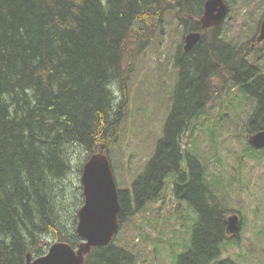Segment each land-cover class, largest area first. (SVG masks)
Segmentation results:
<instances>
[{
    "label": "trees",
    "instance_id": "obj_1",
    "mask_svg": "<svg viewBox=\"0 0 264 264\" xmlns=\"http://www.w3.org/2000/svg\"><path fill=\"white\" fill-rule=\"evenodd\" d=\"M206 1L0 0V264L43 256L41 239L48 233L74 248L82 242L65 221L70 148H84L87 159L118 140L135 58L170 10L185 34L201 32L202 39L187 53L180 47L164 137L132 189L119 190V220L159 201L174 173V195L199 214L192 247L178 264H236L217 261L234 212L223 208L200 161L185 151L196 121L230 82L256 100L246 132L264 130V67L222 26L202 29ZM240 1L248 6L253 0ZM85 264H135V256L111 243L93 248Z\"/></svg>",
    "mask_w": 264,
    "mask_h": 264
},
{
    "label": "rangeland",
    "instance_id": "obj_2",
    "mask_svg": "<svg viewBox=\"0 0 264 264\" xmlns=\"http://www.w3.org/2000/svg\"><path fill=\"white\" fill-rule=\"evenodd\" d=\"M237 1L228 3L231 20L223 24L222 30L229 31V38L240 36V42L246 43L259 33L264 0H253L248 6ZM163 19L154 39L135 58L127 81L126 117L118 140L107 151L105 148L119 190H131L134 181L146 170L164 137L172 110L179 76L177 58L186 34L175 10L165 12ZM259 50L263 56L259 63L264 67V44ZM115 91L117 100L123 97L119 88ZM255 106V99L230 82L207 107L208 114L198 118L186 145L185 152L203 166L215 198L223 208L234 212L228 216L238 214L242 220L239 234L222 243L217 261L264 264V150L251 147L246 132ZM86 157L84 148L78 145L70 148L72 171L66 180L65 200L69 211L65 221L70 228L77 227L78 211L85 201L81 177ZM175 180L176 174H170L160 200L148 203L123 223L112 241L132 253L135 264H178L179 257L192 247L199 214L174 195ZM41 240L44 255L58 242L51 233Z\"/></svg>",
    "mask_w": 264,
    "mask_h": 264
},
{
    "label": "water",
    "instance_id": "obj_3",
    "mask_svg": "<svg viewBox=\"0 0 264 264\" xmlns=\"http://www.w3.org/2000/svg\"><path fill=\"white\" fill-rule=\"evenodd\" d=\"M229 12L224 0H208L200 19L207 30L220 25ZM201 34L191 32L185 37V50L190 51L200 40ZM258 43L264 41V19L260 26ZM255 149H264V130L249 136ZM85 201L78 211L77 235L82 239L77 249L66 242H55L48 252L36 259L29 253L26 264H85V257L93 248L108 246L120 228L119 191L111 162L105 147L94 153L85 162L81 177ZM240 231L237 215L227 219V233L236 235Z\"/></svg>",
    "mask_w": 264,
    "mask_h": 264
},
{
    "label": "flooded vegetation",
    "instance_id": "obj_4",
    "mask_svg": "<svg viewBox=\"0 0 264 264\" xmlns=\"http://www.w3.org/2000/svg\"><path fill=\"white\" fill-rule=\"evenodd\" d=\"M257 38H258V35L255 36L252 40H249V41L246 42V44L248 45V49L250 50V54H253L261 45L264 44V42H263V43L257 45L258 44L257 43ZM237 41L240 42V40H237ZM256 59L260 60L261 57H258Z\"/></svg>",
    "mask_w": 264,
    "mask_h": 264
},
{
    "label": "bare ground",
    "instance_id": "obj_5",
    "mask_svg": "<svg viewBox=\"0 0 264 264\" xmlns=\"http://www.w3.org/2000/svg\"><path fill=\"white\" fill-rule=\"evenodd\" d=\"M191 51V50H190ZM117 92V91H116ZM121 99V98H120Z\"/></svg>",
    "mask_w": 264,
    "mask_h": 264
}]
</instances>
